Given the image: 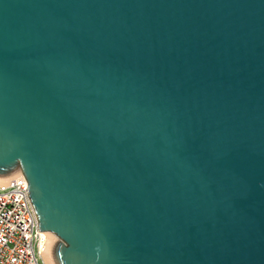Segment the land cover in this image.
I'll return each mask as SVG.
<instances>
[{
  "label": "water",
  "instance_id": "obj_1",
  "mask_svg": "<svg viewBox=\"0 0 264 264\" xmlns=\"http://www.w3.org/2000/svg\"><path fill=\"white\" fill-rule=\"evenodd\" d=\"M54 264H264V0H0V178Z\"/></svg>",
  "mask_w": 264,
  "mask_h": 264
},
{
  "label": "built area",
  "instance_id": "obj_2",
  "mask_svg": "<svg viewBox=\"0 0 264 264\" xmlns=\"http://www.w3.org/2000/svg\"><path fill=\"white\" fill-rule=\"evenodd\" d=\"M57 237L39 231L37 216L28 194V184L18 172L0 178V264H47Z\"/></svg>",
  "mask_w": 264,
  "mask_h": 264
},
{
  "label": "bare ground",
  "instance_id": "obj_3",
  "mask_svg": "<svg viewBox=\"0 0 264 264\" xmlns=\"http://www.w3.org/2000/svg\"><path fill=\"white\" fill-rule=\"evenodd\" d=\"M44 260L47 264H54L53 262V258L51 256V254H49L48 250L45 252V255H44Z\"/></svg>",
  "mask_w": 264,
  "mask_h": 264
},
{
  "label": "rangeland",
  "instance_id": "obj_4",
  "mask_svg": "<svg viewBox=\"0 0 264 264\" xmlns=\"http://www.w3.org/2000/svg\"><path fill=\"white\" fill-rule=\"evenodd\" d=\"M39 263L42 264L41 261Z\"/></svg>",
  "mask_w": 264,
  "mask_h": 264
}]
</instances>
